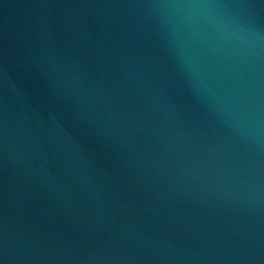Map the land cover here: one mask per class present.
Listing matches in <instances>:
<instances>
[{"label": "water", "instance_id": "water-1", "mask_svg": "<svg viewBox=\"0 0 264 264\" xmlns=\"http://www.w3.org/2000/svg\"><path fill=\"white\" fill-rule=\"evenodd\" d=\"M0 264H264V0H0Z\"/></svg>", "mask_w": 264, "mask_h": 264}, {"label": "clouds", "instance_id": "clouds-1", "mask_svg": "<svg viewBox=\"0 0 264 264\" xmlns=\"http://www.w3.org/2000/svg\"><path fill=\"white\" fill-rule=\"evenodd\" d=\"M204 7H216L215 5H211V6H204Z\"/></svg>", "mask_w": 264, "mask_h": 264}]
</instances>
